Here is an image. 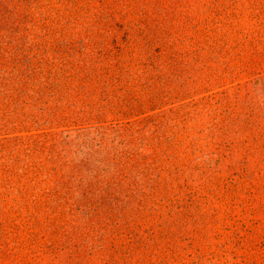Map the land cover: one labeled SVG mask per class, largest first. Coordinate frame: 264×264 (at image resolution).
Returning <instances> with one entry per match:
<instances>
[{
	"label": "rangeland",
	"instance_id": "obj_1",
	"mask_svg": "<svg viewBox=\"0 0 264 264\" xmlns=\"http://www.w3.org/2000/svg\"><path fill=\"white\" fill-rule=\"evenodd\" d=\"M238 2L0 0V264H264Z\"/></svg>",
	"mask_w": 264,
	"mask_h": 264
},
{
	"label": "crops",
	"instance_id": "obj_2",
	"mask_svg": "<svg viewBox=\"0 0 264 264\" xmlns=\"http://www.w3.org/2000/svg\"><path fill=\"white\" fill-rule=\"evenodd\" d=\"M231 10L225 20L226 37L241 38L243 49L255 55L258 71L264 75V0H239Z\"/></svg>",
	"mask_w": 264,
	"mask_h": 264
}]
</instances>
